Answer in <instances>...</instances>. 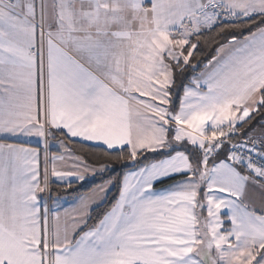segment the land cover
Segmentation results:
<instances>
[{"label": "snow or ice", "instance_id": "snow-or-ice-1", "mask_svg": "<svg viewBox=\"0 0 264 264\" xmlns=\"http://www.w3.org/2000/svg\"><path fill=\"white\" fill-rule=\"evenodd\" d=\"M257 116L264 0H0V264H264Z\"/></svg>", "mask_w": 264, "mask_h": 264}, {"label": "trees", "instance_id": "trees-1", "mask_svg": "<svg viewBox=\"0 0 264 264\" xmlns=\"http://www.w3.org/2000/svg\"><path fill=\"white\" fill-rule=\"evenodd\" d=\"M213 36L208 37V39H213ZM215 45L212 47H205L203 49H198V51H202L203 55L195 57L198 61H206L210 59L213 54ZM199 67V66H198ZM186 75H192V73H186ZM259 122H264V116H257L256 119L253 121V125L259 127ZM71 148H73L77 154L82 155L86 160L89 161L90 164L96 166L100 164H108L111 168V171H105L92 179L78 184L73 185L72 188L65 189L63 187L54 188L58 195H80L85 194L93 190L94 188L98 187L99 185L103 184L105 181L112 179L114 181L113 187L108 194L105 202L102 204L103 206H107L114 202L116 197L119 194V182L122 175L129 171L130 161H116L107 156H104L102 152L96 150L94 146L90 147L88 145L82 146V144H71ZM103 210V207H96L94 209V215H98L99 212Z\"/></svg>", "mask_w": 264, "mask_h": 264}, {"label": "crops", "instance_id": "crops-1", "mask_svg": "<svg viewBox=\"0 0 264 264\" xmlns=\"http://www.w3.org/2000/svg\"><path fill=\"white\" fill-rule=\"evenodd\" d=\"M259 130H260L259 127H257V131L258 132H259ZM22 139L24 140L26 145L29 146V147H41V156L43 157V148H42V145L38 142V138L32 137V138H22ZM61 139H64V138L63 137H57L56 139H52L51 137L49 138V152L50 153L51 152L60 151L59 150V141ZM65 142H67V141H65ZM88 143L90 144V142H88ZM77 144H81V143H77ZM69 147H71V144H69ZM41 163H42V166H43V160L41 161ZM99 174H101V173L97 172V174L95 176H97ZM95 176L88 175L83 182H77V183H74V185H78V184L84 183V182L92 179ZM54 188H58V186L53 187V190H54ZM97 188L98 187L94 188L93 190H95ZM111 189H112L111 187L108 188L107 193H105L103 198L100 201H98V204L102 205L105 202V200H106L108 194L110 193ZM53 190H52L51 194H49V199L50 200L54 199V200L59 201L63 208H69V207L74 206L76 201H77V198L79 196L88 194V193L93 191V190H91L88 193L80 194V195H72V196L71 195H62L61 196V195L56 194L55 191H53ZM96 207H98L97 204H94L93 205V209H95Z\"/></svg>", "mask_w": 264, "mask_h": 264}, {"label": "rangeland", "instance_id": "rangeland-1", "mask_svg": "<svg viewBox=\"0 0 264 264\" xmlns=\"http://www.w3.org/2000/svg\"><path fill=\"white\" fill-rule=\"evenodd\" d=\"M113 187V184H112V186H111V188Z\"/></svg>", "mask_w": 264, "mask_h": 264}, {"label": "water", "instance_id": "water-1", "mask_svg": "<svg viewBox=\"0 0 264 264\" xmlns=\"http://www.w3.org/2000/svg\"><path fill=\"white\" fill-rule=\"evenodd\" d=\"M199 66V64L197 65V67Z\"/></svg>", "mask_w": 264, "mask_h": 264}]
</instances>
